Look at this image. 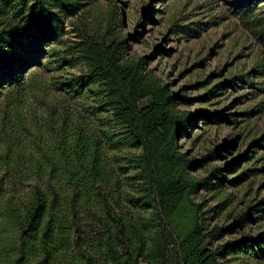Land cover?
<instances>
[{"label":"trees","instance_id":"trees-1","mask_svg":"<svg viewBox=\"0 0 264 264\" xmlns=\"http://www.w3.org/2000/svg\"><path fill=\"white\" fill-rule=\"evenodd\" d=\"M89 6L0 0V88L13 86L0 107V264H264V200L234 214L232 196L220 198L229 169L198 177L221 158L218 150L192 158L181 146L196 140L202 115L131 54L116 12ZM79 15L75 40H66L67 24ZM243 27L261 47L246 82L254 86L264 80V21L251 15ZM26 36L32 44L17 54L14 44ZM46 51L58 68L79 75L60 84L70 87L69 97L48 105L43 120L31 101L39 103L40 91L48 103L49 88L23 74ZM261 174L264 167L248 169L231 184ZM240 230L251 234L220 244Z\"/></svg>","mask_w":264,"mask_h":264},{"label":"rangeland","instance_id":"rangeland-1","mask_svg":"<svg viewBox=\"0 0 264 264\" xmlns=\"http://www.w3.org/2000/svg\"><path fill=\"white\" fill-rule=\"evenodd\" d=\"M90 8L101 14L117 13L122 24V36L129 40L131 54L147 60V69L155 72L179 97L190 102L187 110L202 115L193 131L195 141L181 144L192 158L201 159L213 150L221 158L209 162L198 177H208L214 169H229L223 173L220 198L232 196L230 211L239 214L264 200V176L247 179L242 184L231 182L248 169L264 167V80L257 79L254 86L246 83L256 70L260 44L243 27L251 15L264 21V0H89ZM82 15L67 24L66 40H75V32L82 24ZM178 28L185 35H178ZM32 38L26 36L14 44L17 54L26 53ZM23 76L28 84L43 78L50 91L49 102L37 92L39 116L45 120L47 112L67 96L70 87L61 86L67 79L79 75L78 69L58 68L54 55H47ZM7 74L4 73L3 78ZM211 77V83L202 86ZM234 82L233 86L226 84ZM242 81L243 83H240ZM0 88V107L7 102L13 86ZM222 87L218 97L206 101L207 93ZM1 86V85H0ZM35 88V87H33ZM35 90V89H34ZM33 90V92H34ZM206 120V121H205ZM207 124L206 127L200 124ZM256 153L254 159L248 155ZM216 184L215 181H213ZM220 195V194H219ZM209 207L215 208L214 197L203 193ZM227 222L218 220L220 227ZM262 228L264 229V222ZM260 228L253 229L257 235ZM251 234L240 230L233 237H223L220 244L236 242ZM234 264V263H232Z\"/></svg>","mask_w":264,"mask_h":264}]
</instances>
